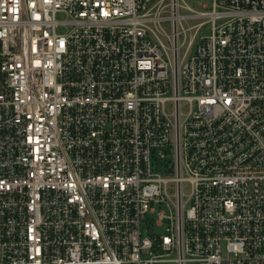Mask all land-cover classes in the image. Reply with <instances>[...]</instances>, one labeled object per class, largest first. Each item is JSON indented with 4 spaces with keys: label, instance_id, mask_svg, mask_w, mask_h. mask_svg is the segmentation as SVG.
I'll use <instances>...</instances> for the list:
<instances>
[{
    "label": "built area",
    "instance_id": "2783aa9c",
    "mask_svg": "<svg viewBox=\"0 0 264 264\" xmlns=\"http://www.w3.org/2000/svg\"><path fill=\"white\" fill-rule=\"evenodd\" d=\"M0 264H264V0H0Z\"/></svg>",
    "mask_w": 264,
    "mask_h": 264
},
{
    "label": "rangeland",
    "instance_id": "374dc122",
    "mask_svg": "<svg viewBox=\"0 0 264 264\" xmlns=\"http://www.w3.org/2000/svg\"><path fill=\"white\" fill-rule=\"evenodd\" d=\"M206 2H208V3H209V0H206Z\"/></svg>",
    "mask_w": 264,
    "mask_h": 264
}]
</instances>
